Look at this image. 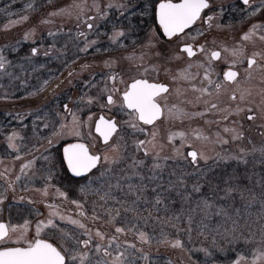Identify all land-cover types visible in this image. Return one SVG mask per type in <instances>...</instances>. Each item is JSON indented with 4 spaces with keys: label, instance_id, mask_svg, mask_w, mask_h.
I'll return each instance as SVG.
<instances>
[{
    "label": "snow or ice",
    "instance_id": "snow-or-ice-1",
    "mask_svg": "<svg viewBox=\"0 0 264 264\" xmlns=\"http://www.w3.org/2000/svg\"><path fill=\"white\" fill-rule=\"evenodd\" d=\"M245 6V15L250 18V27L243 31L239 40H236L232 46L226 43H221L217 48L211 47L215 45L216 40L211 41L205 39L202 42H196V36H203L205 32H209L213 27V22L223 15L224 8L222 5H215L218 8L217 12H213L214 5L211 0H151L150 5L145 7L153 13V18L157 20V24L146 37L144 44L140 46V51L136 49L126 50L119 57L109 56L102 61L107 68L108 73L104 72L93 73L92 76H99L98 83L101 85L96 96H87L86 103L88 106L96 104L101 111L93 113L88 112L87 120H81L76 112L69 109L68 104H64V109L71 114V120H67L66 116L61 115L59 126L52 132L51 138L47 140V145L51 148L54 144L60 143L62 137H72V142H63L60 155L61 164L66 162V170L70 171L78 181H82L79 185V199H72L69 203L75 206L76 215H65L60 210L61 206L50 201L49 189H53L55 195L62 197L65 201L69 200L68 193L62 191L57 185L51 181L59 169L57 168L56 160L51 153L43 156L46 162L42 166L44 175L37 176L36 172H30L36 163V156L25 158L24 162L19 166L18 172L14 171V165L5 168L0 172V214L4 212V202L9 200V193H12V200H25L26 197L14 195L17 191V183L22 186L21 192L28 191V186L33 185L36 179L44 181L43 188L36 189L42 196V202L48 209L47 216L40 218L43 214L39 209H34L35 229L34 234L29 235V229L33 221L24 219L23 223H10L0 218V264H136L135 255L137 251L136 243L128 239L121 240V236H126L129 232L134 233L135 239L142 245L170 244L173 247L184 248L185 242L180 239H170L166 234L161 233L156 235L155 232L150 236L148 232L138 228V223L143 221L145 224L149 220L161 221L159 215L153 217L151 210L142 205L152 204L156 212L169 211L168 205L165 202L164 196L161 195L166 189L162 184H156L151 190L155 193L154 200L149 201L145 196V191L148 184L144 183L155 179H163L158 175V171L166 166L170 158L181 157L189 163L194 171L192 173H183L176 175L175 172L171 175L176 176V184L171 180L168 183V189H172L177 185L186 192L187 198H191L193 193L197 194L199 203L196 205L198 209L207 218L209 212L217 209L225 217L227 213L223 208L214 205L213 201L204 197L202 188L205 183H209L205 178V169L201 168L200 161L207 162L208 155L201 147H197L196 142H214L225 144L228 140L239 141L244 144L247 141L251 144V148L238 146L237 150L228 154H216L213 164L219 161H234L237 164H248L247 157L252 156L255 159L256 154L259 155L260 163L264 164V142L259 145L252 142L250 136H246L245 125L243 121L246 119L249 122H254L257 119L264 120V100L259 106L255 105V101L249 99L251 92L248 89H241V81H250L254 72H259L261 82H264V48H258L257 45H264V0H241ZM34 5L29 4L28 8H33ZM110 9H124L131 15L128 5L109 0L103 6L98 0H93L89 6L86 2L73 3L61 8H56L48 13L49 17L67 14L74 16L78 22L86 25L87 32H78V35L83 38L84 44L81 51H87L90 47L96 44V40L89 41L88 33H93L98 30L99 25L94 24L96 19L105 20V23L111 22V34L108 39L113 45L126 47L123 41L131 35V30L126 32L122 26V21L126 19L124 12H121L120 18L115 19L110 17ZM207 10V12H206ZM94 14L89 16L88 12ZM29 20L27 14L20 16L17 20L11 21L12 24H19ZM254 21V22H252ZM50 19L41 20L40 23H51ZM193 26H195V35L192 34ZM216 28L225 27L220 23L215 24ZM156 28L160 31L157 32ZM59 31V29H57ZM36 28L32 27L23 33L24 41L35 40ZM48 36H53V32H48ZM191 40V42H189ZM20 42L16 41L13 45L0 47V73L9 77L10 80H18L25 87L28 86L27 79H21L15 71L9 69L18 68L25 71V65L31 66L33 61L38 58V53L41 51V46L31 47L26 56L21 57L23 64L16 65L5 54L6 49L16 50L15 45ZM135 43V39H133ZM169 45H173L169 47ZM251 45L252 51H248V46ZM158 49V50H157ZM99 51V49H97ZM108 51V49H104ZM222 53L224 54L222 56ZM199 54V58L197 56ZM44 57L54 56L56 59L60 55L55 51V43L48 46L43 51ZM156 56L164 58L166 63L163 67L148 62L146 57ZM187 58L188 62L183 66H177L175 72L170 67L173 61L182 62ZM79 57H77L78 59ZM128 62L129 74H121L116 69V65L121 61ZM226 61L227 69L217 72L214 61ZM74 61H65L64 67L69 68ZM246 64V66H245ZM44 65H40L43 67ZM89 65L84 63L80 66V71H85ZM195 69V71H193ZM35 70V69H33ZM76 71L71 68L67 72V77L73 76ZM150 71L155 73V76L150 75ZM161 72L166 77L165 80L160 79ZM49 79L43 80L38 85L32 86V90L26 94L35 96L46 89L54 91L59 88L62 81L49 87ZM180 81H187L188 87L182 92ZM88 84L89 81H84ZM69 84L71 80L69 79ZM198 84L201 85L198 87ZM175 85V87H173ZM235 86V87H234ZM95 87V85H93ZM198 93L194 97L196 104H201L202 108L199 111H188L187 108H180L177 104L169 103V97L175 94L176 96L184 95V99L188 104H192V100H188L186 93L188 90ZM264 96V88L260 90ZM206 97V98H205ZM226 97L227 99H223ZM5 99L8 97L5 96ZM85 102V96L77 97V104ZM243 105V106H242ZM255 109V110H254ZM79 111V109H77ZM112 112L115 110L116 115L105 116L104 111ZM121 113L127 115L128 119L120 121L117 116ZM206 114L216 115L215 123L222 125V130L231 135L227 138L221 136L220 131L215 132L216 139L213 140L211 135L205 134L203 129L197 127L191 132L177 130H169L167 140L174 142L175 137L179 136L181 143L176 146L173 143L171 151L173 157L161 155L163 145L158 141L159 129L158 123L175 120H191L194 117H203ZM235 114L238 119L230 121L231 126L223 124L224 121H229V118ZM19 115V113H17ZM47 115V113H45ZM59 115V114H58ZM98 117V118H97ZM23 120V116H20ZM43 119V117H37ZM207 124H212L213 121H206ZM94 124V131L99 134L98 137L92 136L91 129ZM87 125L89 128L88 136L85 138L82 129ZM147 125L152 126V131H149ZM47 127V123L43 124ZM130 128L133 132L144 134V139H134L133 145L137 153H141L143 159L138 158L135 154L126 155L127 143L123 142L121 132L124 128ZM264 129V124L259 125ZM6 145L8 148L16 150L19 154L13 157V160L25 157L26 154L21 151L17 141H23L25 138L21 132L13 128L11 131L2 130ZM264 136V131L261 132ZM190 146V150L186 155L181 149ZM3 158L0 157V160ZM151 159L153 163L147 166L145 161ZM124 164L122 172L123 176L113 172V168ZM148 167L151 175L145 177L141 168ZM207 167V165H205ZM196 175L197 180L191 185V192L187 191V183L185 176ZM132 177H137L141 181L139 184L128 182ZM115 181L113 184L112 181ZM126 181L127 190L121 181ZM204 180V183H201ZM259 183L264 187V177H260ZM215 186H212L214 192ZM157 189L160 191L158 192ZM245 192L252 195V199L247 206H251L256 202V197L251 193L250 189L242 188L239 185L226 186L224 195L234 197L239 195L241 199H245ZM133 197L131 200L129 197ZM264 197V192H261ZM94 197V199H90ZM123 197V198H121ZM30 204L35 202L30 197L27 198ZM261 212L264 213V199H260ZM141 212H146L147 215H141ZM129 213H132L129 216ZM107 217V219H105ZM181 219V213L177 212L174 216L164 218V222L175 220L177 223ZM59 221H67L71 226H75L74 231H67L62 228ZM188 224L185 230L188 234V240L191 241L193 217L191 214H186ZM264 221V215L258 216V223ZM99 223L101 227L108 226L105 230L97 227ZM89 224L92 226L90 227ZM206 225L201 224L199 231L204 234ZM219 227V226H218ZM251 232V228L248 229ZM179 232L180 230L177 229ZM239 225L237 220H232L231 229L225 227L223 239L228 240L231 244L237 239H244L245 242H251L253 237L238 236ZM78 233V234H77ZM259 242L249 251L250 256H246L243 251L233 252L234 259L228 261V264H264V223H260ZM212 241L216 243V236H212ZM192 247H195L194 245ZM221 252L223 248L219 249ZM199 251V249H198ZM205 257H212L213 251L208 248H203ZM141 258L146 262L149 261L148 252L144 248L139 249ZM189 257L188 264H199L198 261L192 259V248L187 249ZM215 264V261H213Z\"/></svg>",
    "mask_w": 264,
    "mask_h": 264
},
{
    "label": "flooded vegetation",
    "instance_id": "flooded-vegetation-1",
    "mask_svg": "<svg viewBox=\"0 0 264 264\" xmlns=\"http://www.w3.org/2000/svg\"><path fill=\"white\" fill-rule=\"evenodd\" d=\"M143 2L141 6H139L136 10L138 14L134 15L133 12H131V15H129L128 12H124V9H110L109 15L110 17H114L115 19L120 18L121 12H124V15L126 19L122 21V26L126 29V32L130 29L131 35L128 36L127 39L123 41L122 46L113 45L108 37L111 34V22L105 23V20L96 19L94 21V24L99 25L98 30H96L93 33H88L87 39L89 41L95 39L96 44L90 47L86 52L81 51L82 46L84 44V40L82 37L78 35V32H87L86 26L82 27L77 26L78 22L73 21L69 22L68 20L64 21H58L56 24L54 22V26L56 25V28L54 30H45V34L42 35V38L39 39L41 49L43 50V47L45 50L48 48L49 45L55 43V51L60 55L59 59H56L54 56L44 57L42 54V57L45 59V63H50L52 60L55 59L58 63V66H60L54 74L55 77L51 80H49V87L51 88L52 85H54V81L58 78H60V81H62L59 85V88H56L53 92L51 98L59 96V97H66V99L62 102L61 107L59 110H57V116L56 117H43V116H37V117H43V119H37L31 118L30 121L32 122L31 131L29 134L22 133L21 129H16L21 132V135L25 138L23 141H17V143L20 145L21 151H23L26 156H36V159L38 160V165L40 166V169L42 166L45 165V161L43 160V156L48 155L51 153L52 157L56 160L57 168L59 171H57L54 175L53 180L51 181L52 184L57 185L62 191H65L68 193L69 200L65 201L62 197H59L56 195V199H62L66 205L63 203L59 204L57 200L55 202L63 207L62 209L65 210H71L73 205L69 203L70 199L73 197H77L79 185L82 183V181H78L76 178H74V175L70 173V171L66 170V162L65 164H61L60 162V155L62 151V144L63 142H72V137H62L60 143L54 144L51 148L44 147L45 144H47V140L51 138L52 132L59 126V123L61 122L60 114L62 112H66L63 105L68 104L69 100L71 101V98L77 99V97L81 95H87V96H96L97 91L100 88V84L98 81L100 80V77L97 75L95 78H93V73H100L104 72L105 74L108 73L107 68L103 65L102 61L104 59H107L109 56H116L119 57L120 55L124 54L126 50H132L136 49L137 51H140V46L145 43L146 37L150 34V31L153 27L156 26L158 23L157 20L153 18V13L150 8H148V11H145V7L150 5L151 0H118L117 3L126 4L129 7V10L132 11V9L135 7V4L137 2ZM134 2V3H133ZM211 3L214 5L212 8L213 12H217L218 8L215 7V5H222L224 8V12L222 16H219L217 20L213 22V27L209 32H205L203 36H196V42H202L205 39L211 41L213 39L216 40L215 45H210L211 47L217 48L221 45V43H226L229 46H232L236 40H239L241 37V34L243 31H246L248 27H250V18L247 17L245 13V6L242 4L241 0H211ZM207 12V10H206ZM134 20V23L130 24V21ZM254 22V21H252ZM220 23L222 25H225V27L216 28L215 24ZM59 29V31H57ZM55 31L53 36H48L47 33ZM156 31L159 32L160 29L156 28ZM47 32V33H46ZM192 34L195 35V26H193ZM133 39H135V43H133ZM191 42V40H189ZM30 44V43H29ZM173 45H169V47H172ZM258 48H264V45L258 44ZM22 48V47H20ZM18 48V49H20ZM99 49V51H97ZM104 49H108V51H104ZM158 50V49H157ZM248 51H252L251 45L248 46ZM224 54L222 53V56ZM199 57V54H197ZM77 57H79L77 59ZM202 59V57H199ZM146 60L148 62L157 64L161 67H163L166 63V60L164 58L156 57V56H149L146 57ZM65 61H74V64H71L69 68H65L64 62ZM188 60L185 57V60L182 62H176L173 61L170 65L172 67L173 72H175V69L177 66H183L184 63H187ZM84 63H87L89 67L81 72L80 66ZM216 68L217 72H221L223 70L227 69V63L226 61H214L213 62ZM128 62L121 60L117 65L116 69L121 72V74H129L127 72L128 70ZM246 66V64H245ZM64 68V69H63ZM75 68L76 71L73 73V76L70 78L67 77V72L71 69ZM15 71V70H14ZM195 71V69H193ZM150 75L155 76L154 72L150 71ZM260 73L254 72L253 77L250 81H241L240 88L241 89H248L251 92V96L249 97L250 100L255 101V105L259 106L261 104V101L264 100V96L261 95L260 90L264 88V82H261L260 80ZM49 79V78H46ZM69 79L71 80V84H69ZM161 80H165L167 82L166 77L164 76L163 72H161L160 75ZM84 81H89L88 84H85ZM180 87L183 92L185 88L188 87L187 81H180ZM95 85V87H93ZM201 86L198 84V87ZM175 87V85H173ZM235 87V86H234ZM74 92L76 93L74 96ZM198 95V93L193 92L192 90H188L186 93L187 99L192 100V104H188L185 99L184 95L176 96L173 94L169 97V103L171 104H177L180 108H187L188 111H199L202 108L201 104H196L194 101V97ZM50 98V99H51ZM206 98V97H205ZM223 99H227L224 97ZM76 101V100H75ZM72 102L69 109L78 111L83 115V118H80L81 120H87L88 112L91 110L93 113H99L101 109L96 104H92L90 106L87 105L86 102L77 104ZM243 106V105H242ZM255 110V109H254ZM105 116L109 115H116L115 110L112 112L104 111ZM98 118V117H97ZM117 119L120 121L127 120L128 117L126 114L121 113L117 116ZM233 119H238V117L233 114L229 118V121H224L223 124H228V126H231L230 121ZM211 120L213 121L212 124H207L206 121ZM216 121V115L213 114H206L203 117H194L191 120L184 119V120H175V121H167L165 120L163 123H158L157 127L159 129V135L157 137L158 141L164 146L163 150L161 152V155H167L169 157H173L174 153L171 151V148L173 146V143L176 146H179L181 143L180 137H175L174 142L167 140V133L169 130L171 131H177V130H183L191 132L193 129H196L197 127L203 129L205 134L211 135L213 137V140L216 139L215 132L220 131L221 136L227 138L231 134L225 133L222 130V125H218L215 123ZM25 121L21 122L24 123ZM47 123V127H44L43 124ZM245 125L246 130V136H250L252 142L258 140V141H264V136L261 135V132L264 131V129H261L258 127L261 124H264V120L257 119L254 122H249L246 119L243 121ZM23 125H26L24 123ZM149 131H152V126L147 125L146 126ZM84 132L85 138L88 136L89 128L87 125L84 126L82 129ZM92 136L98 137L99 134H97L94 131V124L91 129ZM121 134L125 135L127 137L128 141H132L134 139H144V134H141L139 132H133L130 128H124V130L121 132ZM46 142V143H44ZM239 141H232L231 139L228 140V143L220 144V143H214V142H196L197 147L203 148L205 153L207 150H214L215 152H220L224 148L228 149L231 147L232 144H235ZM248 143V142H247ZM190 150V146H186L185 148L181 149L182 152L187 153V151ZM12 154H18L16 150L12 149ZM136 154V156L140 159H143L144 157L141 155V153H137L135 151V147L132 143L127 144V153L126 155L131 156L132 154ZM19 155V154H18ZM21 157L20 159H22ZM19 160V159H16ZM12 159H7L3 161H16ZM147 166H151L153 161L151 159H148L145 161ZM166 163V166L160 169V171L163 173L165 170L170 171L175 168V166H179L186 170L194 171L193 167L187 163L185 160H183L181 157H175L174 159L170 158ZM206 164H203L202 161H200L201 168H205ZM20 166V165H19ZM124 168V164L121 163L120 165L113 168V170H121ZM19 170V169H18ZM143 172V175L150 174V171L148 170V167L141 168L140 169ZM44 173L41 170H39V176H43ZM3 178L0 177V180ZM43 180H38L39 184H44ZM122 183V182H121ZM36 185V188H28V191L21 192L20 186H22L19 183V186L17 185V191L14 195L17 197L23 195L26 197L25 200L21 201L18 198L15 200H12V193H9V200L12 202L9 203L8 201L4 202V212L0 214V218H3L5 221H8L10 223H23L24 219H28L33 221L32 226L29 229V235L34 234L35 229V219L37 218L35 215L34 209H39V211L43 214L40 218H43L44 216H47L48 209L45 206V204L42 202V196L39 191H36V189L43 188V185ZM123 184V183H122ZM19 187V188H18ZM52 192L54 193V190L52 189ZM55 194V193H54ZM34 195L35 198L33 197ZM41 196V197H40ZM28 197L31 198L32 201H34V204H30L28 202ZM75 213V212H74ZM57 222L60 224L61 227H64L65 225L69 226L68 228L73 231L75 229L74 226H71L69 223H64V221ZM108 227V226H107ZM243 249L244 253L248 252L249 248H241Z\"/></svg>",
    "mask_w": 264,
    "mask_h": 264
},
{
    "label": "rangeland",
    "instance_id": "rangeland-1",
    "mask_svg": "<svg viewBox=\"0 0 264 264\" xmlns=\"http://www.w3.org/2000/svg\"><path fill=\"white\" fill-rule=\"evenodd\" d=\"M35 1L36 0H0V4H2V2L5 4L4 6H0V47H5L6 45H13L14 42L19 41L20 43L18 45H15V49L17 50L23 43V33L25 31H28L30 28L35 27L36 28V32H35V40L36 43H32L31 41H27L28 43H30V47H35L39 44H37V42L39 41V39L42 38V35L45 34V30L48 29L49 30H54L56 28V25L54 26V22L55 24L58 21H64V20H68L69 22H73L76 21L74 16H68L67 14H61V15H57V16H53V17H49L48 13L52 12L54 9L56 8H61V7H65L68 5H72L73 3H80L82 2V0H59L54 1V0H48L51 1L48 4L51 3V5H53L52 8H49L46 12L45 15L41 17H39L38 19H33L34 16H37V11H34L35 9H33L35 7ZM44 0H42L43 2ZM118 0H114V2H117ZM83 2H86L89 6L92 5L93 0H83ZM98 2L103 6L104 4H107L109 2V0H98ZM16 6H15V5ZM32 4L34 5L33 8L29 9L28 5ZM17 5H21L24 9L22 10L21 8L19 9V7ZM50 6V5H48ZM16 14V15H15ZM27 14L29 16V20L21 22L19 24H12L11 21L17 20L20 16H23ZM93 12H88V15L91 16L93 15ZM50 19L52 22L51 23H45L42 24L40 23L41 20L44 19ZM3 20V21H2ZM80 26L85 27L86 25L84 23L80 24ZM51 32H55V31H51ZM47 33V32H46ZM55 34V33H54ZM41 35V36H40ZM83 48V46H82ZM14 50V51H16ZM45 50V48L43 47V50L41 49L40 53L38 54H43V51ZM6 51H8V49H6ZM13 51V50H12ZM19 64H23V62L21 63H17L16 65ZM26 66V65H25ZM24 66V67H25ZM14 70H19L18 68H14V69H9V71H14ZM7 77L4 76L2 73H0V85L2 83V80ZM8 80L9 77H8ZM17 83V80H11L10 81V85L9 87H11V89L15 88V85ZM24 87V86H23ZM25 88V87H24ZM76 93L74 92V96ZM85 96V102H86V98L87 95ZM40 97H34V98H28L27 100H25V102L23 103V105L21 106V109L24 107H28V108H33L35 107V103L38 101ZM77 101V99H73L71 98V101L69 100L68 103V107L71 106V103L74 101ZM75 101V103H76ZM27 102L28 105H26L25 103ZM0 105L2 107L5 108H12L14 103L12 101L6 100V101H2L0 102ZM34 105V106H32ZM74 112H76L77 116L79 118H83V115L79 112V111H75L74 109L72 110ZM66 116L67 120H71V114L66 112H62L60 114V116ZM121 136L123 137V142L128 143H132V141H128L127 137L123 134H121ZM264 141H254L253 143L259 145L260 143H262ZM46 143V142H44ZM48 148V145L45 144L44 147ZM238 146H242V147H246V148H251V144L247 143V141L244 142V144H240V142H236L235 144H232L230 148L228 149H223L220 152H215L214 150H207V152L205 153L206 155H208L209 160L207 162H204L203 160H201L203 162V164H206L207 167H205V176H207L209 173L213 172V168L215 167V164H213V160H215L216 158V154H228V153H233L237 150ZM135 154V153H134ZM136 155V154H135ZM34 156V155H33ZM30 156L27 157H23L22 159L16 160V161H3L0 160V172H2L5 168V165L12 167L14 165V171L18 172L19 169V165H21L24 162L25 158H30ZM249 157L251 158V160H249ZM247 157V159L250 161V164H248L246 167H248L247 171H248V176L247 181L246 182H241L239 181V177H237V174L235 173L236 171V167H234V165L231 164V168L232 169V174L231 176H229L226 180V183H223L222 186L225 187L226 186H232V185H239L242 188H247L251 190V193L255 195L256 197V202L252 203L251 206H247L248 202L252 199V195L249 194V192H245V199H241V197L239 195H237L238 198V202L235 201L233 199V197H227L224 194H220L221 197L225 198L227 200V204L225 206L222 205H218L215 201L214 198H212L211 200L213 201L214 205L219 206L220 208H223L224 212L227 213V217H225L221 212H219L217 209H213L211 212H209L208 217L205 218L203 213L200 211V209H198L196 207V205L199 203V200L197 199V197H192L189 199L187 198L186 192L179 188V186L177 185L176 187L172 188V189H168V181L171 180L173 182V184H176V176L171 175V173L175 172L176 175H179L181 172L183 173H192L191 170H186L183 169L179 166H175V168L173 170L170 171H164L163 173L158 172L159 176H162L163 179H155L153 181H148L147 179L144 181V183L148 184V188L145 191V196L147 197V199L149 201H153L154 200V196L155 193L152 192V188L155 187L156 184H162L164 186V188L166 189L165 192H162L161 195L164 196L165 202L168 205V209L169 211L167 212H156V210L153 208L152 204L149 203L148 205H142V207H147L148 209L151 210V215L153 217L159 215L162 219L161 221H155V220H149L147 224H145L143 221H140L138 223V228L142 229L145 232H148L149 235L151 236L153 234V232H155L156 235H160L161 233L166 234L170 239H180L182 241L185 242V247L184 248H179V247H173L170 244L168 245H164V244H156L155 242H153V244L151 245H147V244H141L138 240L135 239V235L132 232H129L124 238V237H120L121 240L123 239H128L130 241H134L136 243V247H137V251H136V255H135V261L136 264H146V262L141 258L139 249L141 247L144 248V251L148 252L149 254V261L147 262V264H166L167 262H169L170 264H188L189 261V257L187 255V247L188 246H193V243L196 242L197 244L195 245V248H192V252H198V249L201 251L202 254H204V252L202 251L203 248H208L210 251H213V256L212 257H204L200 259L199 264H206V262L209 261V263L207 264H213V261H215V264H228V261L231 259H234L235 256L233 255V252H239V251H243V249L241 250V248H223L224 245H231L233 246L235 243L238 242H242L245 244L244 248H249V250L253 247L256 246V244L259 242V231H260V223H264V221H261L260 223H258V216L264 215V213L261 212V206L259 204V200L260 199H264V197L261 196V192H264V187H261L260 183H259V179L260 177H264V174L260 173V169H259V155L256 154L255 159H253L252 156ZM39 158L36 159V163L34 165V168L32 170H30V172H36L37 176L39 174V170H40V174H41V170L40 166L37 164L38 163ZM231 161V160H229ZM224 162L225 161H219V163L217 164L218 167L220 169L223 170L224 168ZM227 162V161H226ZM262 164V163H260ZM124 169V168H123ZM246 170V169H245ZM160 171V170H157ZM43 172V170H42ZM114 173L118 174V176H123L124 173L121 170H113ZM151 175L150 174H144V176L147 178ZM244 176V175H243ZM38 180L40 179H36L33 185L28 186V188H36V185L38 186ZM185 180L187 183V191L191 192V185H192V180H190V176H185ZM124 185H125V191L127 190L126 187V181L122 180L121 181ZM128 182H131L133 184H139L141 181L139 180V178L137 177H132V179ZM44 183V182H43ZM112 183L114 184L115 181L113 180ZM17 185L19 186V182L17 183ZM39 185H43V184H39ZM19 188V187H18ZM21 188V186H20ZM157 191L159 192L160 190L157 189ZM78 196L77 197H73L72 199H79L80 198V194H79V190H78ZM36 195H34L33 197L35 198ZM41 197V196H40ZM206 197V196H205ZM218 196H216L215 198H217ZM58 197H56V195L52 192V189H49V197L48 199L50 201L52 200H57V202L59 204L63 203L64 205H66V203L63 202L62 199H56ZM123 198V197H121ZM133 197H129V199L131 200ZM70 199V200H72ZM90 199H94V197H90ZM177 205V207H175V205ZM61 206V205H60ZM63 207V206H61ZM64 208V207H63ZM60 210L62 212H64L65 215L69 214V211L71 210H65L60 208ZM75 212V213H74ZM177 212L181 213V219L180 221L177 223L175 220L172 221H168V222H164V218L168 217V216H174ZM71 214L76 215V211H75V206L72 207V211ZM186 214H191L193 217V223L191 225L192 227V232H191V241L189 242L188 240V234L185 231L188 227L187 221H186ZM132 213H129V216H131ZM141 215H147L146 212H141ZM105 219H107V217H105ZM232 220H237L238 225H239V231L237 233L238 236H242V237H248L249 235H251L253 237V240L251 242H245L244 239H237L236 241H234L233 243H229L228 240L223 239V235H224V228L227 227L229 229H231L232 227ZM64 223H69L67 221H64ZM201 224L206 225V229L204 234H201L199 231V226ZM89 226L91 227L92 225L89 224ZM97 227H101V225L99 223L96 224ZM219 226V227H218ZM69 226L65 225L62 228H65L67 231L71 230L68 228ZM75 227V226H74ZM107 226L101 227V230H105ZM249 228H251V232H249ZM177 229H179L180 231L178 232ZM74 231V230H73ZM78 234V233H77ZM215 235L216 236V243L214 244L212 241V236ZM190 244V245H189ZM191 246V247H192ZM196 247H200V248H196ZM219 247V248H218ZM223 248L224 251L221 252L219 249ZM248 250V252L244 253L246 256H250L251 253ZM221 253V257L223 258V261L220 259H215V256L218 252ZM244 252V251H243ZM231 254V255H228ZM197 259L196 257H194L192 255V259ZM208 258V259H207ZM206 260V261H205Z\"/></svg>",
    "mask_w": 264,
    "mask_h": 264
},
{
    "label": "trees",
    "instance_id": "trees-1",
    "mask_svg": "<svg viewBox=\"0 0 264 264\" xmlns=\"http://www.w3.org/2000/svg\"><path fill=\"white\" fill-rule=\"evenodd\" d=\"M51 1L44 0L42 2V0H36L35 7L33 9H35L34 11H37L38 13H37V16L33 17V19H38L41 16L43 18V16L45 15V12L49 8L53 7V5H51L52 3ZM54 1L58 2L59 0H54ZM49 2L51 3L48 4ZM142 4L143 2L141 1L137 2L135 4V7L130 12H133L134 15L138 14L136 9ZM4 5L5 4L3 2L2 4H0V6H4ZM17 6L19 7V9L20 8L22 10L24 9L21 5H17ZM134 22L135 21L132 20L130 21V24ZM37 44L40 45V41H38ZM20 47H19L20 49H17L16 51L8 50L5 52V54L9 57V59L13 61L14 64L23 62V60H21V57L26 56L29 53L30 48H31L30 44L27 41H23ZM51 60L52 61L50 63H45V59L42 57V54H38V58L33 61L31 66H28V65L25 66L26 73L25 71L15 70L16 74L20 76L21 79L28 80L29 82L28 86L27 87L24 86L25 88L17 80L15 88L11 89V87H9L11 80H8V77H5L2 80V83L0 85V102L9 100L14 103L13 107L9 109L2 107L0 105V157L3 158L2 160H7V159L9 160V159H12L14 156L18 155V154H12V151H11L12 149L7 147L5 135L2 130L11 131L13 128H15V129H21L22 133L29 134V132L31 131V127H32L31 125L32 122L30 121L31 118H36L37 116L56 117L58 114L57 110H59V108L62 105V102L66 99V97L61 98L59 96L51 98L55 90L50 91L48 89H46L44 92L38 93L35 96H29L26 94L28 91L32 90V86L38 85L46 78L51 77V80H52L55 77L54 73L58 69H60L59 68L60 66H58V63L56 62L55 59H51ZM40 65H44V66L40 67ZM58 81H60V78L56 79L54 81V84H56ZM5 96H7L8 98L5 99L4 98ZM29 97L30 98L40 97V98L34 104L35 107L28 108L30 107L28 106V107H24L21 109V106L23 105L25 100H27ZM25 104L28 105L27 102ZM17 113H19V115H17ZM45 113H47V115H45ZM20 116H23V120L20 119ZM23 121H25L24 123H26V125H23L24 123H21ZM249 160H251L250 157H249ZM218 163L219 162L215 163V167L213 168L214 171L209 173L207 176H205L206 180L209 183H205L201 191L204 197L206 196L209 199L214 198L218 205L225 206L227 204V200L221 197L220 194H224V187L222 186V184L226 183L227 178L231 176L232 174L233 168L230 167L231 164L234 165V167H236L235 173L237 174V177H239L238 178L239 181L246 182L247 181L246 177L248 176V171H247L248 167L246 166L250 164V161L248 162L247 165H244L243 163L237 164L234 161H227V162L225 161L223 170L218 167L217 165ZM259 169H260V173L264 174V164L259 163ZM190 180H192V184H193L194 182H196L197 176L196 175L190 176ZM201 183H204V180H201ZM212 186H215L214 192L212 190ZM216 196L218 197L215 198ZM193 197H197V194L193 193ZM238 198L239 197L237 195L233 197V199L237 202H238ZM177 205L178 204H176L175 207H177ZM121 237L126 238L125 236H121ZM196 244H197L196 242L193 243L194 246ZM191 246H188L187 248H195ZM228 247L230 249L231 248H244L245 244L242 242H238V243H235L233 246L229 244L224 245L223 248H228ZM196 248H200V247H196ZM228 255H231V254H228ZM193 256L197 258L196 261H200V259L204 257V254H202L201 251L199 250L198 252H193ZM215 259H220L223 261V258L221 257L220 252L216 254ZM207 263H209V261L206 262V264ZM166 264H170V263L167 262Z\"/></svg>",
    "mask_w": 264,
    "mask_h": 264
}]
</instances>
